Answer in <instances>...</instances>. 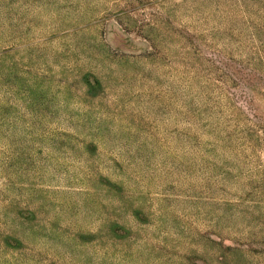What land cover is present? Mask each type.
Instances as JSON below:
<instances>
[{
    "label": "rangeland",
    "instance_id": "rangeland-1",
    "mask_svg": "<svg viewBox=\"0 0 264 264\" xmlns=\"http://www.w3.org/2000/svg\"><path fill=\"white\" fill-rule=\"evenodd\" d=\"M0 264H264V0H0Z\"/></svg>",
    "mask_w": 264,
    "mask_h": 264
}]
</instances>
